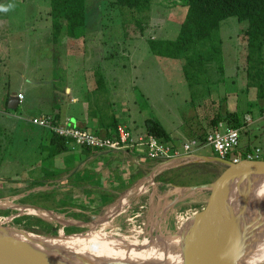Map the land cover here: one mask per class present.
<instances>
[{
  "label": "rangeland",
  "instance_id": "obj_1",
  "mask_svg": "<svg viewBox=\"0 0 264 264\" xmlns=\"http://www.w3.org/2000/svg\"><path fill=\"white\" fill-rule=\"evenodd\" d=\"M86 3L88 23L84 33H81L76 40L63 37L62 43L55 44L52 36L51 0H0V4L15 5L9 12L0 13V107L1 104L4 105L1 99L4 92L6 94L18 92L21 88H24L23 90L26 93L28 92L27 99L22 102L18 109L7 108L14 115H8L7 118V114H0V122L7 123V129L4 128L2 130V126L0 127V138L2 139L0 140V159L1 157H6L10 163L17 165L18 170L24 173L25 176L28 178L32 176L30 173L24 172L22 169L24 166L21 165L23 160L27 159V156L31 154L30 149L32 148V136H27L26 134H35V127H37L27 121V119L32 118L28 114L39 108L43 101L47 100V97L44 95V87L42 88L40 85L41 81L34 80L31 82V78L45 75L46 79L44 81H47L46 87H49V82L52 79L48 81L47 71L48 66L53 64V60H50L48 55L49 45H72L73 51L74 45H78L77 51L81 48H87L88 65L90 64L89 59H92V54L96 66L99 64L100 56L103 53L117 54L112 59H104V64H101V66H104L99 69L102 70L104 77L108 79V85L113 90V93H111L117 95L120 102H124L125 106L130 107L132 112H135V114L137 112L136 119L139 122H135L139 124L138 126L141 129L145 128L144 120L147 116L155 117L171 132L172 140L183 143V141L192 138L190 135L192 131L209 128V118L216 115V112L225 111L226 109L234 111L237 103H239L241 111H244L246 126L241 129L242 140L240 148L236 152H232L229 159L241 157L244 148L250 147L253 149L258 147L261 149L260 158L264 160V116L259 112V107L262 104L259 101L253 105L249 103L252 99L256 100L257 98L255 88L251 89L249 94L243 93L239 98L237 90L245 82L241 73L238 77L239 82L236 84L239 86L231 83L222 84L224 89L221 91V96H216L214 93H218L219 89L215 84H211L212 94L195 97L194 101L192 97L196 94L193 95V93L202 94L203 83H199L192 90L186 79L181 60L162 56L153 49L156 48V45H152V39L170 40L178 36L181 23L188 8L185 5V0H153L149 10L143 11L120 9L111 0H86ZM123 20L128 22L126 28L122 24ZM138 20L140 21L139 24ZM246 25V21L240 23L235 16L221 22L220 34L223 38L225 76L228 80L230 77L237 75V72H239L238 66L243 61L240 53L241 38L239 33L242 27ZM126 29L130 32L131 37L129 36V38H125L128 37L125 35L127 33ZM160 48L162 49V46L158 45L157 49L160 50ZM214 75H217V72H214ZM223 95L227 96L228 102H226L227 100H221ZM249 110L251 111L248 112ZM22 122L27 124L23 132L17 128V123ZM189 130L191 132L187 133ZM198 154L218 157L208 147L199 150ZM181 162L187 164L188 161ZM205 163L215 164L214 166L208 165L210 173L198 174L197 172L194 174L195 176L188 175V177H184V180L189 182L187 185L213 181L216 179L214 176L215 172L220 175L225 171L224 163L219 160L205 161ZM4 175L5 171L0 167V193L12 191L16 187V185H13L16 178H7ZM140 181L141 185L150 183L148 176ZM130 182L133 181L131 180ZM152 184L150 185L152 186ZM159 184L160 182L151 187L149 192L141 198V201L135 202L133 200L131 202L132 212L129 210L128 215L127 213L125 214L127 215L126 218L121 215L116 220L114 232L131 234L128 231L131 226L128 223L129 218H135L134 221L138 224L136 227L140 226L142 222L147 224L154 218L157 220L160 210L153 206V202L156 203V206L160 205L161 201V204L168 203L170 202L169 200L176 198L183 191L182 186H185L177 185L175 187L172 184H160V187ZM161 193L162 197L159 200L158 195ZM124 195L115 194L113 201H111V207L115 206ZM209 195L210 191L205 190L191 192L186 197L182 196V199L178 201L179 203H176L180 213L175 212V207H173L174 210L170 209L169 213H166L162 219V221H165L164 227L157 233L160 232L159 234L164 235L167 232L177 231L179 226L177 225L176 215L181 213L185 215L188 212L186 216L189 217L191 215L194 216V213L201 212L206 207ZM1 196L4 197V201L9 203H13L12 199L16 197L12 194ZM51 196L52 198L63 199L62 194ZM117 196H120V198ZM128 196L135 197L132 194ZM30 199L28 198L25 202H41L33 197H30ZM15 208H10V213L0 216L7 217L11 214H17L19 208ZM140 210H143L142 214L137 218L138 214L141 213ZM152 210L154 214H152ZM23 214L30 213L26 212L21 215ZM99 215L100 213H97L98 217H100ZM95 219L91 218L88 220L93 221ZM52 223L57 225L58 229L62 231L63 225L59 226L57 221ZM15 225L17 224L15 223ZM69 227L66 228L71 233L85 232L90 229L88 223L78 229H74L75 226ZM150 227V224L145 226V229L139 235L140 240L152 238L156 235V230L150 231ZM108 230L113 231L112 229ZM15 236L24 242L28 241L27 239L19 238L18 233ZM32 238L36 239L37 242L43 239V237L37 236ZM262 249H264V246L245 252L240 264H248L250 259H255L256 264L264 262V251ZM212 263L229 264L228 261L220 259Z\"/></svg>",
  "mask_w": 264,
  "mask_h": 264
},
{
  "label": "crops",
  "instance_id": "obj_2",
  "mask_svg": "<svg viewBox=\"0 0 264 264\" xmlns=\"http://www.w3.org/2000/svg\"><path fill=\"white\" fill-rule=\"evenodd\" d=\"M49 46V59L53 60V64L48 66L47 71L48 81L52 79L49 82V87H46L45 75L31 78V82L34 80L41 81L40 85L42 88L44 87L43 91L47 100H44L33 113L28 114L29 117L42 114L52 115L59 121L68 120L74 125L101 135L115 133V130L112 131V127H109V123L114 120L118 124L125 123L134 133L146 132V128L141 129L138 126L139 124L136 123L139 122L136 119L137 112L136 114L132 112L130 107L125 106L124 102H120L117 95L112 94L113 90L108 85L109 81L100 70L104 66H101L105 62L104 59L113 58L111 54L103 53L97 66L92 54V59H89L90 64L88 65L87 48H81L77 51L78 45H74L73 51L72 45ZM232 78L230 77L229 80ZM222 84L224 85V83L218 84L219 86L215 84L219 92L214 93V95L221 96V91L224 89ZM23 89L21 88L18 92L3 93L1 99L4 105L1 104L0 114H7V118L8 115H14L12 111L8 110L10 109V98L15 96L19 99V94H24V98L19 99L17 104L16 109H18L28 96V92L26 93ZM29 119L27 121L30 122ZM6 124V122H0L2 130L7 129ZM17 124V128L22 132L27 127V124L23 122ZM35 128V134H26L32 136V148L30 149L31 154L21 164L24 166L23 171L30 173L32 176L28 178L18 170L17 165L10 163L6 157H1L0 167L5 171L4 176L16 178L13 184L16 185V189L1 192L0 197L4 194L6 196L12 194L16 196L12 199V204L39 206L43 210L53 211L61 216V219L69 220V223L73 224L68 225L70 227H76L77 224L86 225L85 222L91 221L88 219L98 217L97 213H100L99 216H101L106 208L111 207V201H113L115 194H125L123 197L127 195L126 199L131 200L130 203L136 200V198L128 195H137V190L143 185H141L140 180L148 176L150 170L157 164L155 160L147 158L145 153L134 148L120 151L100 150L75 145L71 141L66 142V145L69 146L68 149L59 152L57 149L63 147V145L62 141L55 136L56 134L38 126ZM207 130L209 132L211 129L208 128ZM195 131H199V129ZM189 132L191 130L187 131V133ZM169 133L171 134L170 131ZM0 140L2 139L0 138ZM144 172L145 174L142 175ZM131 180L133 182H130ZM137 182L139 183L138 186ZM150 184H152L151 179L148 185L144 184L146 193L149 192L151 187L155 186ZM54 194H62L63 199L52 198L51 195ZM30 197L41 202H25L28 198L31 200ZM1 199H4V197ZM10 208L15 207L14 205H8L0 209ZM30 215L37 216L35 214ZM45 220L53 222L48 219ZM58 225L63 224L58 223Z\"/></svg>",
  "mask_w": 264,
  "mask_h": 264
},
{
  "label": "trees",
  "instance_id": "obj_3",
  "mask_svg": "<svg viewBox=\"0 0 264 264\" xmlns=\"http://www.w3.org/2000/svg\"><path fill=\"white\" fill-rule=\"evenodd\" d=\"M152 1L111 0L120 9L137 11L149 10ZM86 5V0H51L52 36L55 44L62 43L63 37L76 40L81 33H84L88 23ZM185 5L188 8L181 23L178 36L170 40L152 39V45H156V48H153L155 52L162 56L181 60L186 79L192 90L199 83H203V93H193V95L196 94L192 97L194 101L198 97L211 94V84L231 83L236 85L239 82L238 77L241 73L245 82L243 86L236 85L239 86L237 90L239 98L243 93L249 94L251 89L255 88L257 98L256 100L252 99L249 103L253 105L259 101L262 104L259 107V112L262 115L264 110V0H185ZM232 16L237 17L240 23L246 21L247 25L242 27L239 33L241 38L240 53L243 58L242 64L238 66L239 72H237V75L228 80L225 76L223 38L220 34V26L223 20ZM137 22L138 24L140 23L139 20ZM127 23L125 20L122 21L125 28ZM126 32L125 35L128 37L125 38H129L130 32L127 29ZM158 45L162 46V49L158 50ZM116 55L111 54L112 57ZM214 72H217V75L213 76ZM221 100H227L226 102H228L227 96ZM219 107L221 108V106ZM216 113V115L209 118L210 129L215 128L220 122L240 129L246 126L244 111H241L239 103H237L234 111L226 109ZM117 125L118 123L115 120L109 123L112 131H116ZM145 128L146 133L155 135L163 142L172 143L173 145L179 143L172 140L171 134L158 118L147 117ZM207 129L201 128L199 131H192V138L205 139L208 133ZM55 136L62 141L63 147L57 149L59 152L69 148L64 138L58 135ZM250 150L251 148H244L242 151L244 157ZM216 154L218 155V153ZM209 164L198 162L169 167L157 174V184L160 182L163 185H187L189 182H186L184 177L194 175L197 172L198 174L210 173ZM210 165L214 166L215 164L211 163ZM214 176L217 178L219 175L215 172ZM160 184L159 186L161 187ZM10 212V209H0V215ZM13 221L14 224L16 223L21 228L39 234L57 235L59 231L57 225L52 222L30 214L18 216ZM64 229L66 233H71L67 231L68 228L65 227ZM74 229H78V227H74Z\"/></svg>",
  "mask_w": 264,
  "mask_h": 264
},
{
  "label": "water",
  "instance_id": "obj_4",
  "mask_svg": "<svg viewBox=\"0 0 264 264\" xmlns=\"http://www.w3.org/2000/svg\"><path fill=\"white\" fill-rule=\"evenodd\" d=\"M18 102V97H11L9 107L16 109ZM185 160L188 161L187 163L219 160L224 163L225 171L213 181L182 186L183 191L172 200L170 206H167L159 214V217L161 216L160 222L173 204L180 201L182 196L184 197L191 192L209 190L210 195L207 199L206 207L201 212L194 214L195 216L191 222L192 226H190L189 229L192 230L191 234L186 233L184 235L179 229L169 234L170 236L177 235L180 237L184 235L183 237L185 238V241L174 254H171L168 258L148 260L142 264H211L216 257L224 252L229 237L232 234L242 232L239 227L240 215L243 210H245L247 202L252 200L258 193H261V189L263 188V159L247 158L239 161H232L219 156L213 157L191 154L176 161L171 158L158 162L150 171L148 178L156 185V176L160 171L165 170L167 167L183 165L184 163H180V161L184 162ZM172 186L177 187V185L174 184H172ZM33 207L43 210V208L39 206ZM46 211L55 214L53 211ZM41 217L46 219L43 216ZM55 221L63 224L62 231L59 230L57 235L39 234L23 228L22 231H24L23 233L26 235L44 238L60 237L61 232L65 236L74 234H68L64 231L66 226L73 225L69 223V220L56 217ZM91 222L92 221L85 223ZM8 226L9 225L6 227ZM6 227L0 226V264H84L77 263L76 261L72 262L54 259L48 256L43 250L36 249L23 240L21 241L16 236L12 235ZM154 230L155 228L153 231ZM157 235L158 233L156 230V235L154 237ZM258 264H264V262Z\"/></svg>",
  "mask_w": 264,
  "mask_h": 264
},
{
  "label": "bare ground",
  "instance_id": "obj_5",
  "mask_svg": "<svg viewBox=\"0 0 264 264\" xmlns=\"http://www.w3.org/2000/svg\"><path fill=\"white\" fill-rule=\"evenodd\" d=\"M176 160L178 159L175 158V161ZM144 189L145 185H142L137 191L138 193L134 197L136 198L135 202H139L142 200L141 198L146 193V190L144 192ZM168 196L170 197L169 193ZM161 197L162 193L158 195L159 200ZM125 198L126 196L122 197L119 202L115 206H113L114 208H106L100 217L96 218L91 223H88L90 229L86 233H74L71 236H65L61 232L60 237H43V239L39 242H37L36 239L32 238L34 235L24 234V231H22L21 227L12 223L13 217L16 218L18 216H21L22 213L27 212L40 217L43 216L50 221H55L56 217L61 218V216L28 205L24 206L21 204H12L1 199L0 208H4L8 205H14V207L19 208V211L17 214H11L7 217H1V215L0 226L6 227L7 225H9L6 228L12 235L15 236L18 233L19 238L28 240L26 242L27 244L33 246L36 249L43 250L48 256L54 259L72 262L76 261L77 263L84 264H142L148 260L168 258L171 254H174L185 241V238L183 236L186 233H192V230L189 229L190 226H192L191 222L195 215L187 217V212L185 215L182 213L176 215L177 225L179 226L178 229L184 234L182 237L177 235L170 236V233H174L176 231L172 230L173 232H167L164 235L159 234V232L156 237L144 238L143 240H140L139 235L143 232L147 224H150L151 226L150 231H153L154 228L155 230L159 231L164 227L165 221L160 222L161 216L159 217V214L167 206H170L172 199L169 200L170 202L168 203H163L164 205L161 204V201L160 205L158 206H156V203L153 202V206L157 210H160L157 220L156 218L151 216L152 218H154V220H150L147 224L142 222L140 226L136 227L138 224L134 221L135 218H129L128 223L131 224V226L128 231L131 232V234L114 232L116 229H114V227H116V220L121 215H123V218H126V216L128 215V211L130 210V212H132L133 209V207L131 206L132 204L130 203L131 200H124ZM178 203L179 202H177V204ZM177 204H173L171 209L174 210L173 207H175V212L180 213L177 208ZM140 211L141 213L138 214L137 218L142 214L143 210ZM126 213L127 215H125ZM152 214H154V211L152 212ZM244 224H251L253 225V227H251L247 231H244L242 229V225ZM77 225L78 226L76 227L78 228L82 227L79 224ZM239 227L242 230L246 245L245 252H250L254 249L264 246V185L261 189V193H258L245 205V210H243L242 214L240 215ZM18 228H20L21 230ZM108 229H112L113 231H109ZM233 235L234 234H232L231 236ZM228 243L229 239L224 248V251L226 250ZM220 256L216 257L213 261L219 260ZM212 262L211 264H213Z\"/></svg>",
  "mask_w": 264,
  "mask_h": 264
},
{
  "label": "built area",
  "instance_id": "obj_6",
  "mask_svg": "<svg viewBox=\"0 0 264 264\" xmlns=\"http://www.w3.org/2000/svg\"><path fill=\"white\" fill-rule=\"evenodd\" d=\"M23 98L24 94L20 93L19 99ZM262 115L264 116V110ZM30 122L64 138L67 142L72 141L75 145L110 151L134 148L155 161L180 159L186 155L198 154L199 150L206 147L214 150L220 157L227 158L241 146V129L228 126L224 122L212 128L205 139L192 138L177 145L163 142L150 133H134L125 123H119L115 133L101 135L74 125L68 120L59 121L55 116L47 114L34 116ZM260 154L261 149L257 147L248 151L246 157L242 155L232 160L260 159Z\"/></svg>",
  "mask_w": 264,
  "mask_h": 264
},
{
  "label": "clouds",
  "instance_id": "obj_7",
  "mask_svg": "<svg viewBox=\"0 0 264 264\" xmlns=\"http://www.w3.org/2000/svg\"><path fill=\"white\" fill-rule=\"evenodd\" d=\"M14 7H15V5H13V4H7V5L0 4V13H7L11 9H13ZM178 144H180V143H178ZM225 159H227V158H225ZM229 160H231V159H229ZM158 162H160V161H158ZM251 227H253V225H251V224L242 225V229L244 231H247ZM245 251H246V245H245V241L243 238V234H242V232H238V233L234 234L233 236H230L228 246H227L226 250L221 254L220 260L228 261L229 264H240V260L243 257V255L245 254ZM262 251H264V249H262ZM248 264H256L255 259H250L248 261Z\"/></svg>",
  "mask_w": 264,
  "mask_h": 264
},
{
  "label": "flooded vegetation",
  "instance_id": "obj_8",
  "mask_svg": "<svg viewBox=\"0 0 264 264\" xmlns=\"http://www.w3.org/2000/svg\"><path fill=\"white\" fill-rule=\"evenodd\" d=\"M65 233H66V230L64 229Z\"/></svg>",
  "mask_w": 264,
  "mask_h": 264
}]
</instances>
